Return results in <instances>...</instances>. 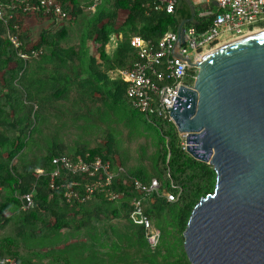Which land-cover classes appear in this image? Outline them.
Wrapping results in <instances>:
<instances>
[{
	"label": "trees",
	"instance_id": "16d2710c",
	"mask_svg": "<svg viewBox=\"0 0 264 264\" xmlns=\"http://www.w3.org/2000/svg\"><path fill=\"white\" fill-rule=\"evenodd\" d=\"M59 1L66 15L58 31H44L31 48L28 33L18 34L22 51L43 49L38 58H19L9 40L17 33L16 20L0 21V264H9L2 260L43 264L44 258H49L47 264H119L136 257L147 264H190L183 233L195 205L213 192L216 172L183 149L172 122L147 118L134 109L126 97L125 82L108 76V71L126 69L136 61L132 37L157 44L166 32L177 31L179 23L190 17L189 7L185 0H178L174 14H147L144 5L149 0H100L92 13L95 0H86L84 6L79 0ZM121 13L124 20H120ZM210 24L211 19L198 18L187 26L202 32ZM112 34H122V41L110 56L106 46ZM58 104L66 106V115ZM101 114L107 119L116 114L137 131L142 128L149 133L154 150L142 156L147 166L129 170L126 157L116 167L112 157L120 158L123 151L116 153L111 140L96 147L62 140L65 120L67 133L72 119L95 121ZM139 116L143 120L137 122ZM53 119L61 123V129L48 127ZM87 152L111 162L117 172L111 191L124 195L119 202L110 201L107 193H97L84 203L68 204L62 190L50 188L53 157ZM36 169H42L44 175L37 177ZM153 178L179 197L175 203L154 198L146 207L161 232L155 250L143 228L129 219L130 201L137 196L131 185ZM29 192H33L34 208L22 212L21 198Z\"/></svg>",
	"mask_w": 264,
	"mask_h": 264
},
{
	"label": "water",
	"instance_id": "95a60500",
	"mask_svg": "<svg viewBox=\"0 0 264 264\" xmlns=\"http://www.w3.org/2000/svg\"><path fill=\"white\" fill-rule=\"evenodd\" d=\"M177 28L180 48L187 23ZM178 73L170 116L183 149L216 172L184 230L190 264H264V33L238 39Z\"/></svg>",
	"mask_w": 264,
	"mask_h": 264
},
{
	"label": "built area",
	"instance_id": "2783aa9c",
	"mask_svg": "<svg viewBox=\"0 0 264 264\" xmlns=\"http://www.w3.org/2000/svg\"><path fill=\"white\" fill-rule=\"evenodd\" d=\"M214 1L215 11L203 10L199 13L200 18L211 19L207 30L198 32L194 26H186L180 48H177V31L166 32L157 44L134 36L131 44L137 50L136 61L126 69L109 72L111 80L125 82L126 97L130 105L147 118L157 117L172 122L170 113L180 86L191 88L180 82L178 77V73L194 67L188 64L187 59L197 62L205 52L214 50L222 43L264 29V0ZM99 3V0L94 1L92 13ZM177 5L178 0H149L144 7L147 14L151 11L174 14ZM20 15L54 17L59 22L66 14L59 0H0V21L8 24L9 21L16 20L13 27L17 33L10 35L9 40L18 57L28 61L42 55L43 49L22 51L17 20ZM110 42L113 53L118 44L112 36ZM191 53L195 54V59L191 58ZM52 164L54 169L50 173V188L62 190L63 198L68 204L84 203L97 193H107L108 199L114 202L120 201L124 196L123 193L111 191L117 172L112 169L110 161H104L100 156L92 157L88 152L74 157L60 155L53 157ZM35 174L40 177L44 175V171L36 169ZM66 177L71 179L67 180ZM58 179L62 180L59 184ZM131 186L137 196L130 201L129 219L143 228L150 248L155 249L160 243L161 232L152 223L146 207L153 204L154 198H164L168 203H175L179 197L174 192L165 190L155 178L149 182L135 181ZM33 208V192L24 194L20 211L27 212ZM1 262L16 264L15 260Z\"/></svg>",
	"mask_w": 264,
	"mask_h": 264
},
{
	"label": "rangeland",
	"instance_id": "374dc122",
	"mask_svg": "<svg viewBox=\"0 0 264 264\" xmlns=\"http://www.w3.org/2000/svg\"><path fill=\"white\" fill-rule=\"evenodd\" d=\"M81 6H84L88 1L86 0H79ZM121 15V14H120ZM123 17V16H122ZM121 17V18H122ZM40 25V24H39ZM63 25V22H59L57 24L53 25H45L38 26V24L30 25L29 23L25 24L24 27H27L31 29L32 31L36 30V39H33L30 48L37 44L39 41V38H37V34L39 33L42 27H45L47 29H50L51 31H58L60 29V26ZM21 26V24H19ZM22 27V26H21ZM20 27V28H21ZM71 35L73 36L74 33L71 32ZM192 59H195V54H190ZM31 60V59H30ZM66 104V103H65ZM99 105H101L99 103ZM58 107H60V112H63V114L66 115V106L63 104H58ZM107 113H111V109L107 108ZM49 113H53L54 116H56V113L49 111ZM107 117H104L103 114H101L98 118H96L95 121H88V118L83 120V118H74L72 119L68 125V131L66 133V120H65V127L61 129V123L57 119H53L52 123H48V127L50 129H61V137L62 140L67 143H73L77 142L80 146H89V147H96L98 145L105 146V144L111 140L112 141V148L116 153H119L120 151H123L122 154H120V158L118 155L114 154L112 157L113 163L116 167L121 166V161H125L126 157V168L127 169H133L141 164L147 166V162L142 160V156H149L151 152L154 150V147L151 142V137L148 132H143L142 128H140V131H137L134 128V125L127 119L118 120V116L110 115ZM111 117V118H110ZM125 117V116H124ZM123 118V117H122ZM94 120V119H93ZM102 120V122L100 121ZM143 120V116H139L136 121L139 122ZM35 123V122H34ZM142 132V134H141ZM146 151V152H145ZM145 152V153H144ZM125 169V168H124ZM126 171V170H125ZM119 202V201H118ZM152 220V219H151ZM153 223V221H152ZM154 224V223H153ZM152 250H155L154 248H151ZM102 251H108V248H103ZM43 264H47L49 262V258H44L41 260ZM119 264H147L142 258L136 257L131 261L125 262V263H119Z\"/></svg>",
	"mask_w": 264,
	"mask_h": 264
},
{
	"label": "crops",
	"instance_id": "0c3cea01",
	"mask_svg": "<svg viewBox=\"0 0 264 264\" xmlns=\"http://www.w3.org/2000/svg\"><path fill=\"white\" fill-rule=\"evenodd\" d=\"M100 1V0H99ZM194 5H195V8H196V14H195V18L196 20L198 18H200L199 16V13L202 12L203 10H209V11H215V7H216V4H215V1L214 0H192ZM186 2V1H185ZM188 5V4H187ZM189 7V6H188ZM190 10V9H189ZM191 15V14H190ZM123 16V17H122ZM120 17V20H124L125 19V14L124 13H121V15L119 16ZM122 17V18H121ZM190 18V17H189ZM188 19V18H187ZM19 24H21V27L20 30H19V33H22V32H27L28 33V36H29V46L32 42L33 39H36V33L34 31H32L31 29L27 28V27H24L25 24L29 23L30 25H37L40 26L42 24V26H45L46 24L47 25H53V24H57L59 22L62 23V21H59V22H56L52 17H46V16H41V15H20L18 16L17 18ZM184 20V19H183ZM40 24V25H39ZM188 24V23H187ZM187 24L185 25V27L187 26ZM41 26V29H37V33H38V30L39 33L37 34V38H39L40 40V36L41 34L44 32V31H51L50 29H47L45 27H42ZM62 26V25H61ZM55 32V31H54ZM18 33V34H19ZM112 37H114V40L116 41L117 44H119L121 41H122V34H112ZM38 43V42H37ZM110 43V44H109ZM108 44L110 45L108 48L106 46V53L110 56L113 55L112 53V50L110 49L111 47V43L112 42H109ZM107 44V45H108ZM118 46V45H117ZM117 48V47H116ZM116 70V69H115ZM113 70H110L108 71V76H109V72H111Z\"/></svg>",
	"mask_w": 264,
	"mask_h": 264
},
{
	"label": "bare ground",
	"instance_id": "6f19581e",
	"mask_svg": "<svg viewBox=\"0 0 264 264\" xmlns=\"http://www.w3.org/2000/svg\"><path fill=\"white\" fill-rule=\"evenodd\" d=\"M259 33H264V29H261V30H255V31H253V32H251V33H248V34L244 35V36L241 37V38H238V39H242V38L250 37V36H252V35H256V34H259ZM238 39H236V40H234V41H237ZM234 41H230V42L222 43V44L218 45L214 50L205 52V53L202 55L201 59H203L205 56H207V55L213 53L214 51H217V50H219V49H221V48H223V47L229 45L230 43H233ZM201 59H200V60H201Z\"/></svg>",
	"mask_w": 264,
	"mask_h": 264
}]
</instances>
